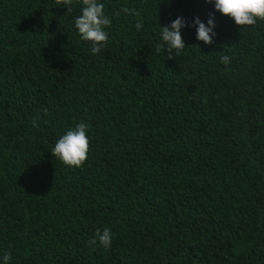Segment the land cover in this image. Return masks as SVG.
<instances>
[{
	"label": "trees",
	"instance_id": "obj_1",
	"mask_svg": "<svg viewBox=\"0 0 264 264\" xmlns=\"http://www.w3.org/2000/svg\"><path fill=\"white\" fill-rule=\"evenodd\" d=\"M102 2L111 27L93 55L73 23L81 0L69 14L0 0V252L10 264H264V20L237 26L205 0ZM210 14L212 44L186 27L180 55L156 51L160 25ZM80 120L87 159L68 167L49 151ZM105 226L111 247L89 244Z\"/></svg>",
	"mask_w": 264,
	"mask_h": 264
},
{
	"label": "clouds",
	"instance_id": "obj_2",
	"mask_svg": "<svg viewBox=\"0 0 264 264\" xmlns=\"http://www.w3.org/2000/svg\"><path fill=\"white\" fill-rule=\"evenodd\" d=\"M211 2L215 11L232 19L237 26L255 25L258 20H264V0H205ZM72 0H57V5L66 7L67 14L72 13ZM102 0H81L80 14L73 18L74 27L82 41H90V51L93 55L99 53L108 41L107 28L111 27V19L104 11ZM124 13H131L132 9L122 7ZM215 16L210 14L206 22L198 16L193 17L191 22L182 16H177L168 25L161 26L159 41L156 44V51L163 50L169 58L178 56L185 49L186 43L182 36V29L186 27L195 28L197 41L204 44H212L215 32ZM143 28V21L137 20L136 31ZM220 61L227 65L229 57L221 56ZM89 125L80 120L73 127L59 136L49 153L56 157L62 164L68 167H81L87 159L89 151ZM114 234L105 226L97 228L89 244L102 246L108 249L112 245ZM11 254L5 250L0 252V264H10Z\"/></svg>",
	"mask_w": 264,
	"mask_h": 264
}]
</instances>
